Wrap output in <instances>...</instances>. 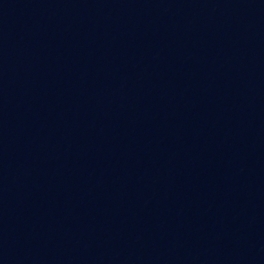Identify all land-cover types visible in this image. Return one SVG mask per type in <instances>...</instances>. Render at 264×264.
I'll return each mask as SVG.
<instances>
[{
  "label": "water",
  "instance_id": "1",
  "mask_svg": "<svg viewBox=\"0 0 264 264\" xmlns=\"http://www.w3.org/2000/svg\"><path fill=\"white\" fill-rule=\"evenodd\" d=\"M0 264H264V0H0Z\"/></svg>",
  "mask_w": 264,
  "mask_h": 264
}]
</instances>
